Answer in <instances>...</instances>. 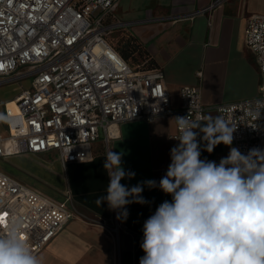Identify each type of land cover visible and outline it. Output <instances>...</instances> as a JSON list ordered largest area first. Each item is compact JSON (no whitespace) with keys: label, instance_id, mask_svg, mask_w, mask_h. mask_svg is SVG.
I'll use <instances>...</instances> for the list:
<instances>
[{"label":"built area","instance_id":"2783aa9c","mask_svg":"<svg viewBox=\"0 0 264 264\" xmlns=\"http://www.w3.org/2000/svg\"><path fill=\"white\" fill-rule=\"evenodd\" d=\"M227 0H208L195 13H210ZM117 0H0V85L28 79L3 103L5 132L0 157L55 154L62 164L92 158V145L118 136L121 122L158 115L204 120L208 108L236 127L231 147L247 154L264 149V14H252L244 41L255 56L258 93L206 106L197 86H181L174 105L159 68L135 69L109 41L122 22L112 18ZM170 135L174 146L179 141ZM227 147L229 153L230 147ZM74 215L57 202L0 170V234L16 220L38 254ZM118 247L120 224L95 220Z\"/></svg>","mask_w":264,"mask_h":264},{"label":"crops","instance_id":"0c3cea01","mask_svg":"<svg viewBox=\"0 0 264 264\" xmlns=\"http://www.w3.org/2000/svg\"><path fill=\"white\" fill-rule=\"evenodd\" d=\"M207 2L117 0L112 11V18L122 22L118 31L141 46L142 57L149 60V65L163 71L174 105L184 85L199 87L206 106L258 93V66L245 44L244 30L252 14H264V0H227L210 13H195ZM209 116L218 115L208 108L206 118L199 122L206 124ZM173 118L158 115L152 120L121 122L118 136L106 142L101 135L92 145V158L85 162L62 164L53 153L8 156L9 163L0 170L54 201L67 200L73 209V217L37 254L44 258V264H139L144 255L140 247L143 224L163 201H171L172 197L159 188L145 187L142 195L148 203L128 205L126 221L118 220L106 202L100 206L96 203L109 182L103 167L105 155L111 149L122 153L124 169L135 173L122 184L131 187L148 179L158 182L171 163ZM5 129V120H0V133ZM227 155L226 145L219 144L212 153L202 150L200 158L218 164ZM99 219H115L120 224L116 249L109 233L94 224Z\"/></svg>","mask_w":264,"mask_h":264},{"label":"clouds","instance_id":"9594fccd","mask_svg":"<svg viewBox=\"0 0 264 264\" xmlns=\"http://www.w3.org/2000/svg\"><path fill=\"white\" fill-rule=\"evenodd\" d=\"M256 106L264 108V101ZM173 119L179 137L172 139L179 143L170 149L171 163L160 180L122 184L135 173L125 170L122 153L111 149L103 164L109 182L96 203L106 202L123 222L128 205L148 203L145 187L172 197L143 224L139 264H264V149L245 155L231 147L236 127L221 116H209L203 125L189 116ZM219 144L230 151L218 164L200 158L202 150L212 153ZM21 232L13 219L0 234V264H44Z\"/></svg>","mask_w":264,"mask_h":264},{"label":"rangeland","instance_id":"374dc122","mask_svg":"<svg viewBox=\"0 0 264 264\" xmlns=\"http://www.w3.org/2000/svg\"><path fill=\"white\" fill-rule=\"evenodd\" d=\"M125 38H127V35L124 34L122 31H118V29L112 31L111 34L109 35V41L117 49L120 46V44H122L120 40L125 39ZM137 59L138 61L135 59H130L129 61L131 62L133 66H136V63L140 62L139 60L140 58L138 57ZM28 84H29V80L25 79V80H21L18 82H11V83H5V84L0 85V116H2V105L3 103L7 101V100L6 101L4 100L12 98L14 96V93L28 86ZM8 163H9L8 156L0 157V168L5 167Z\"/></svg>","mask_w":264,"mask_h":264},{"label":"trees","instance_id":"16d2710c","mask_svg":"<svg viewBox=\"0 0 264 264\" xmlns=\"http://www.w3.org/2000/svg\"><path fill=\"white\" fill-rule=\"evenodd\" d=\"M122 44L118 47V49L114 46V48L118 51V53L135 69H147V68H153V66L149 65V60H144L143 56V49L139 44L136 43V41L131 38L130 36H127L125 39L120 40ZM113 45V44H112ZM141 58L139 63H136V66H133L130 59H135L138 61L137 58Z\"/></svg>","mask_w":264,"mask_h":264},{"label":"snow or ice","instance_id":"6c2138e0","mask_svg":"<svg viewBox=\"0 0 264 264\" xmlns=\"http://www.w3.org/2000/svg\"><path fill=\"white\" fill-rule=\"evenodd\" d=\"M0 67H2V66H0Z\"/></svg>","mask_w":264,"mask_h":264}]
</instances>
